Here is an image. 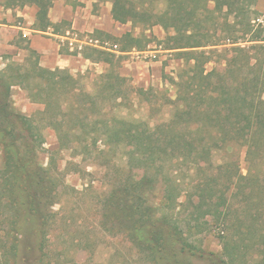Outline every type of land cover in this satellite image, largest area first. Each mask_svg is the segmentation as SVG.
I'll return each instance as SVG.
<instances>
[{
  "label": "trees",
  "instance_id": "16d2710c",
  "mask_svg": "<svg viewBox=\"0 0 264 264\" xmlns=\"http://www.w3.org/2000/svg\"><path fill=\"white\" fill-rule=\"evenodd\" d=\"M55 1L6 0L4 6H36L33 28L63 33L60 26L68 22L55 24L49 18ZM159 1L164 8L157 10ZM258 1L112 0L111 15L119 23L172 29L167 48L177 50V57L187 63L175 82L177 108L172 118L154 127L108 115V101L114 107L128 95L126 77L112 70L101 73L95 92H89L81 87L82 76L42 66L30 42L26 64L9 62L0 70V250L6 263L12 255L18 262L20 237L30 232L40 235V262L48 264L44 254L50 231L64 217L54 206L60 203L58 188L66 172L58 168L55 151L48 166L36 162L44 143L42 128L50 127L61 148L79 147L103 156L122 147L132 171H141L145 180H159L163 196L156 210L144 205L141 193L136 195L129 186L119 197H109L114 216L130 223L126 231L138 264H194V259L206 264H264V35L253 23ZM88 34L103 44L107 42L101 35L113 37L119 43L112 46L120 53L143 51L154 38L132 31L117 37L100 29ZM85 49L82 53L93 62L112 63L109 56H115L95 46ZM15 85L44 105L41 119L46 122L41 127L13 107ZM99 98L106 108H99ZM236 148L245 149L246 172L233 157ZM218 151L227 155L216 163ZM158 163L161 174L160 169L152 172ZM134 182L138 191L149 183ZM183 184L188 186L184 199ZM236 197L242 204H234ZM207 216L226 232L222 258L206 254L189 240V233L206 229Z\"/></svg>",
  "mask_w": 264,
  "mask_h": 264
},
{
  "label": "rangeland",
  "instance_id": "374dc122",
  "mask_svg": "<svg viewBox=\"0 0 264 264\" xmlns=\"http://www.w3.org/2000/svg\"><path fill=\"white\" fill-rule=\"evenodd\" d=\"M5 1L0 0V13L2 16L7 9H12L14 13H16V9H20L19 7H5ZM259 4L263 5L261 1L256 4L257 14L263 11V7H258ZM107 6L112 8V0H96L93 3V12H98V10L103 12V8ZM156 8L157 10L164 8L163 2L159 1ZM105 18L106 21L111 22V29L100 30L108 32L112 36L121 37L128 31H132L134 35H141L143 32L149 36L154 35L152 42L143 51H152L156 58L150 54L148 57L138 55L137 52L141 50L136 49L129 51L132 53L128 55H123L118 51H108L115 55L109 56L112 57V63L100 60L96 62L97 64L89 65L85 72L73 73L75 76H82L80 80L81 87L89 92H95L96 84H99V75L112 70L114 73L126 77L128 95L124 97L122 103L114 107H110L112 100L108 101L109 104L106 106L109 109V116L117 115L127 120L145 121L152 127L169 121L177 108L178 88L175 82L179 81L181 70L187 64L184 59L177 57V50L167 48L169 44L168 34H174V31L172 29L167 31L161 25L146 29L140 24L134 26L132 22L119 23L114 21L115 23H112L109 15ZM256 27L263 29L264 35V24L256 25ZM60 29L67 31L72 28L67 23L61 24ZM81 32L93 33L94 31ZM27 38L23 37L22 33L21 38L20 36L14 38L11 43L16 46L15 49L0 46V70L4 69L9 62L27 63V59H29V51L26 49L29 42ZM100 38L107 42L106 47H111L113 43L118 42L113 37L110 38L104 34ZM261 43L264 46V41ZM242 44L250 45L251 42H243ZM84 50L86 49L84 48L82 52ZM127 60L130 62L127 63ZM143 61H157L159 66L157 69L151 66L147 69L144 64H140ZM130 63L131 66L125 69V65ZM208 68L211 69V63L208 64ZM124 69L126 72H123ZM10 99L16 111L25 114L39 127L46 122L41 119L44 105L33 102L25 88L19 85L13 86ZM104 102L102 98L98 99L99 108H106ZM42 133L44 143L42 147L38 148L41 153L36 162L48 166L51 154L54 153L58 168L66 172L63 179L64 184L59 185L58 188L60 203H56L54 206L55 210L64 211L62 213L64 217L62 222L58 221L50 231L49 240H51V243H48L44 261L48 264H111L115 261L125 264H138L135 260V251L126 231L130 227V223L114 216L113 208L109 209V197L111 194L119 197L122 191L131 187L130 189L136 195L138 192L141 193L144 205L151 207V210H156L163 196L159 180L156 182L150 178L145 180V178H142L141 171H132L127 166V157L122 147L114 148L108 154L100 156L96 152L83 151L79 147L61 148L53 128L44 127ZM100 146H102L101 143ZM226 155L223 151L215 152L213 160L219 163ZM233 157L238 159L242 170L246 172L245 149L236 148ZM110 159L111 163L107 164ZM3 166L4 156L0 147V168ZM155 167L152 172L158 173L160 169L159 174H161L163 171L161 164L158 163ZM134 179L139 180L142 184L145 181L149 182L144 186V191L135 190V186L138 187L139 184L136 185ZM152 179H155V177ZM187 188V184H183L182 199L185 198ZM116 196H114L115 199H117ZM234 204L238 206L242 202L236 197ZM114 209L117 211L116 206H114ZM225 213L229 216L234 214L233 211H226ZM206 219L208 222L206 229L196 234L189 233L191 234L188 235L189 240L202 247L206 254H215L218 258H222V237L226 232L221 230L212 216H207ZM4 236L5 233L2 238ZM38 240H40V235L30 232L26 234L25 239L20 237L21 250L18 262L14 260L12 255V259L6 263L1 257L3 254L0 250V264H42L40 262L42 252L39 249L40 243H38ZM194 264H206V262L194 259Z\"/></svg>",
  "mask_w": 264,
  "mask_h": 264
},
{
  "label": "crops",
  "instance_id": "0c3cea01",
  "mask_svg": "<svg viewBox=\"0 0 264 264\" xmlns=\"http://www.w3.org/2000/svg\"><path fill=\"white\" fill-rule=\"evenodd\" d=\"M95 1L96 0H56L49 11V18L55 24L62 20H66L71 28L80 31L92 32L95 29L110 30L111 22L106 21L105 16L109 15L112 23H115L111 15V7H104L103 10L105 13L103 10V12H101V10L93 12V3ZM259 1H261L263 5L259 4L258 7H263L262 10L264 11V1ZM36 13V6H25L24 8L16 9V13H14L12 9H7V11L3 13V16L0 13V46L2 45L5 48L15 49L16 46L11 43V41L19 36L21 38L22 33L23 37H28L27 39L30 42V46L39 52L40 63L44 67L51 69L66 68L76 74L85 72L89 65L97 64L86 58L82 51H72L59 43L53 28H50L49 31L34 29L33 25L36 20ZM24 33L27 34V36H24ZM6 36H8V38L5 39ZM131 53L132 52H124L122 54L128 55ZM129 62L130 61L127 60V63ZM140 64H144L147 69H149L150 66L157 69L159 66V62L157 61H143ZM129 66H131V63L125 65V69ZM125 69L123 72H126Z\"/></svg>",
  "mask_w": 264,
  "mask_h": 264
},
{
  "label": "built area",
  "instance_id": "2783aa9c",
  "mask_svg": "<svg viewBox=\"0 0 264 264\" xmlns=\"http://www.w3.org/2000/svg\"><path fill=\"white\" fill-rule=\"evenodd\" d=\"M253 23L256 25H263L264 24V11L261 12L259 15L253 18ZM59 43L63 46H67L72 51L81 52L87 46H95L103 49H108L112 51H117V46L106 47L107 43H102L98 39H94L86 32H81L78 29L72 28L71 30H67L63 33H55ZM24 36L27 34L24 33ZM138 55H144L148 57L149 54L152 57L156 58V55L152 53V51H138Z\"/></svg>",
  "mask_w": 264,
  "mask_h": 264
}]
</instances>
